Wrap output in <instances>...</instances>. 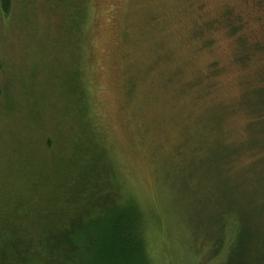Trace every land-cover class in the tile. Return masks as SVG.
<instances>
[{
  "label": "rangeland",
  "instance_id": "rangeland-1",
  "mask_svg": "<svg viewBox=\"0 0 264 264\" xmlns=\"http://www.w3.org/2000/svg\"><path fill=\"white\" fill-rule=\"evenodd\" d=\"M236 16L238 37L264 43V0H12L0 19V229L40 234L63 217L19 221L23 198L68 212L82 195L71 210L92 217L133 199L153 264H216L206 245L220 222L264 215V144L244 149L264 130V53L236 47Z\"/></svg>",
  "mask_w": 264,
  "mask_h": 264
},
{
  "label": "trees",
  "instance_id": "trees-1",
  "mask_svg": "<svg viewBox=\"0 0 264 264\" xmlns=\"http://www.w3.org/2000/svg\"><path fill=\"white\" fill-rule=\"evenodd\" d=\"M258 6L262 7L260 4ZM11 15L12 0H0L1 21L7 22ZM230 22L229 25L232 27L229 25L228 27L232 32L231 36L236 37V47L242 40L246 46L250 47V53H264L262 40L251 42L243 34L237 36V30L243 26L238 16ZM250 53L248 62L251 60ZM244 64L240 63V66L244 67ZM263 111L264 109L255 113V118H264ZM262 135L264 136V130L257 133L258 141L251 145L247 144V148H242L260 147L264 144ZM256 163L262 171L264 160L259 159ZM228 165L231 166V162ZM248 169L252 168L248 167ZM245 172L253 175L247 169ZM81 198L82 195H75L73 202L64 201L69 209L68 212L57 209L51 212L53 208L44 202L40 208L37 206L25 209L24 198L22 201H16L14 209L19 213H15L13 208L12 211L19 221L23 218L22 216L43 219L54 214L63 215V217L49 224L40 225V234L17 235L15 225L7 229L1 228L0 264H153L145 246L147 219L133 199L127 200L124 204L110 201L107 205V202H102L98 205L97 216L92 217L88 213L89 210H78L74 213V208L79 206ZM72 203H74L73 210L70 205ZM49 207H51L50 210ZM246 219L247 225L235 217L233 222L232 219L220 222L219 231H222V235L217 241L206 245L207 249L211 246L210 250L213 254L211 256L206 252L210 255L209 257L206 254L207 263L221 256L216 264H264V215H258L256 219ZM56 221L59 222L58 225H54ZM55 226L57 227L50 231H48L50 228L42 231L45 227ZM192 236H195L193 240L197 239L196 233ZM190 245L196 244L190 243Z\"/></svg>",
  "mask_w": 264,
  "mask_h": 264
}]
</instances>
